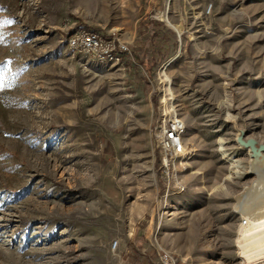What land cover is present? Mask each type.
I'll use <instances>...</instances> for the list:
<instances>
[{
  "label": "rangeland",
  "instance_id": "obj_1",
  "mask_svg": "<svg viewBox=\"0 0 264 264\" xmlns=\"http://www.w3.org/2000/svg\"><path fill=\"white\" fill-rule=\"evenodd\" d=\"M78 28L129 54L73 52ZM170 106L188 152L167 169ZM240 130L264 144V0H0V264H249Z\"/></svg>",
  "mask_w": 264,
  "mask_h": 264
},
{
  "label": "built area",
  "instance_id": "obj_2",
  "mask_svg": "<svg viewBox=\"0 0 264 264\" xmlns=\"http://www.w3.org/2000/svg\"><path fill=\"white\" fill-rule=\"evenodd\" d=\"M66 44L73 52L96 61L121 63L123 57L129 54L126 42L111 34L89 28H78L66 36ZM166 105V104H165ZM165 107L164 109H166ZM158 147L162 154L161 163L169 169L176 159L185 156L188 152L184 143V124L170 106V110L162 112L154 128ZM115 242L113 243V247ZM161 264H175L171 254L161 251L158 254Z\"/></svg>",
  "mask_w": 264,
  "mask_h": 264
},
{
  "label": "bare ground",
  "instance_id": "obj_3",
  "mask_svg": "<svg viewBox=\"0 0 264 264\" xmlns=\"http://www.w3.org/2000/svg\"><path fill=\"white\" fill-rule=\"evenodd\" d=\"M161 15L165 17V12ZM165 65L166 63L161 66L159 72L168 95L161 96L162 104L170 103L173 97L170 78L164 71ZM258 153L251 151L250 160V172L257 176L236 195L233 205L234 212L241 217L236 243L241 249L242 258L249 264H255L253 261L260 258V254H264V159L259 158Z\"/></svg>",
  "mask_w": 264,
  "mask_h": 264
},
{
  "label": "water",
  "instance_id": "obj_4",
  "mask_svg": "<svg viewBox=\"0 0 264 264\" xmlns=\"http://www.w3.org/2000/svg\"><path fill=\"white\" fill-rule=\"evenodd\" d=\"M243 132L242 130L239 131V134L236 137L237 143L242 147H249L250 150L253 153L259 152L258 155L261 156V158H264V155L261 154L262 151H264V144L257 143L253 138H246L243 140ZM253 174V172H249Z\"/></svg>",
  "mask_w": 264,
  "mask_h": 264
}]
</instances>
